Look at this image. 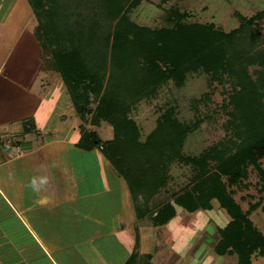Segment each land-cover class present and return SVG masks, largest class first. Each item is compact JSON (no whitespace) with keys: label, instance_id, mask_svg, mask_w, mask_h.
<instances>
[{"label":"trees","instance_id":"trees-1","mask_svg":"<svg viewBox=\"0 0 264 264\" xmlns=\"http://www.w3.org/2000/svg\"><path fill=\"white\" fill-rule=\"evenodd\" d=\"M28 1L46 69L61 76L82 120L77 145L101 149L127 182L137 219L164 226L177 206L195 213L212 210L217 200L229 221L218 227L216 254L237 257V264L264 256V234L250 218L261 200L244 210L233 189L254 167L264 190V36L253 28L264 10L251 18L238 13L240 26L225 31L212 22H189L188 12L176 5L162 7L164 25H142L131 14L146 0ZM203 75L211 90L216 82L231 85L221 105L228 115L226 136L198 155L186 154L187 139L205 118L181 119L180 101L171 94L156 127L142 137L132 115L139 103L158 98L165 88L182 90L190 76ZM210 95L192 97V108L198 111ZM104 122L112 127L111 138L98 132ZM174 164L189 166L191 175L170 190ZM161 193L166 198L156 203ZM138 245L125 264H138ZM145 259L141 264H152L150 256Z\"/></svg>","mask_w":264,"mask_h":264},{"label":"crops","instance_id":"crops-1","mask_svg":"<svg viewBox=\"0 0 264 264\" xmlns=\"http://www.w3.org/2000/svg\"><path fill=\"white\" fill-rule=\"evenodd\" d=\"M37 24L28 0H0V264H125L137 240L138 264H175L180 248L196 261L184 208L164 226L137 219L101 149L78 147L81 118L51 87ZM41 177L48 183L34 192Z\"/></svg>","mask_w":264,"mask_h":264},{"label":"rangeland","instance_id":"rangeland-1","mask_svg":"<svg viewBox=\"0 0 264 264\" xmlns=\"http://www.w3.org/2000/svg\"><path fill=\"white\" fill-rule=\"evenodd\" d=\"M171 5H176L183 12H188L187 19L189 22H212L217 28L225 31H230L240 26L241 20L238 13L251 18L264 10V0H168L166 3L163 0H146L132 12L131 16L133 20L142 25L160 27L165 23L163 17L165 10L162 7H170ZM253 28L264 36V14L256 20ZM254 68L256 66L249 68L251 73ZM48 77L53 89L55 87L60 88L59 102L69 106L73 110V104L61 76L56 72L49 71ZM230 89L231 85L228 83L221 85L216 82L211 90L207 84L206 76H190L187 85L182 90L172 87L171 90H173V93H170V90L165 88V91H162L158 98L140 102L132 115L141 128L142 137H145L156 127L157 120L163 112L162 106L164 105V101L169 99L172 96L171 94H173L180 101L179 116L181 119H193L197 114L205 118L201 127L189 136L185 144L186 154L198 155L204 149L217 143L226 136L223 125L227 121L228 115L221 105L226 100L228 96L227 92ZM209 91H211L209 99L203 98L198 104V111H195L191 105L192 97H196L197 99L201 98V95ZM107 126L109 127L106 128ZM100 127L106 128L104 131L103 129L97 128L102 137L107 138L110 132H113L108 123L104 122ZM261 163L264 168V158L261 160ZM171 173L173 180L169 182L170 190L177 189L187 183L191 175V170L189 166L174 164ZM261 188L260 177L254 167L250 168L248 179L244 180L242 184L233 187L235 191L234 196L244 210H248L251 203L261 200V205L252 211L250 218L264 234V190H260ZM164 198H166V194L161 193L156 197L155 202L158 203L159 200H163ZM212 203V210L197 211L190 213V215L186 214L185 209L183 210V208L180 209L181 207H177V210L184 211L182 213L183 216H188L187 225L189 223L193 224L191 228H195V237L192 238L194 240H191V242L193 241V245H191L189 253L196 257V261H191L190 258L185 263V256L183 254L185 250L180 248L179 258L175 259V257L171 256V261L178 259L175 264H204L205 260H209L210 264H237V257L228 255L219 256L215 252V245L220 239L218 227H224L229 221V216L221 208L217 200H213ZM148 222L151 223L149 220ZM170 233L163 240L164 242L162 241L160 244H165L168 238L172 239ZM172 243L173 241H170L169 244L172 245ZM201 253L202 256H200ZM170 264H174V262H170ZM252 264H264V256L259 254L253 255Z\"/></svg>","mask_w":264,"mask_h":264},{"label":"clouds","instance_id":"clouds-1","mask_svg":"<svg viewBox=\"0 0 264 264\" xmlns=\"http://www.w3.org/2000/svg\"><path fill=\"white\" fill-rule=\"evenodd\" d=\"M48 183L47 177H41L39 183L36 178H33L28 185L34 192H39L41 190L42 185H46ZM204 264H210L209 260H205Z\"/></svg>","mask_w":264,"mask_h":264}]
</instances>
